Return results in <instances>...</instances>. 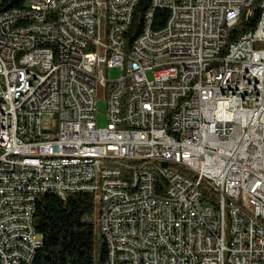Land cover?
<instances>
[{
    "label": "built area",
    "instance_id": "1",
    "mask_svg": "<svg viewBox=\"0 0 264 264\" xmlns=\"http://www.w3.org/2000/svg\"><path fill=\"white\" fill-rule=\"evenodd\" d=\"M138 3L23 0L24 15L0 11V264H33L44 245L26 186L66 198L76 184H97L104 264H193L197 253L200 264H264V0H152L129 44ZM153 6L174 11L164 36L148 28ZM22 24L43 31L16 35Z\"/></svg>",
    "mask_w": 264,
    "mask_h": 264
},
{
    "label": "trees",
    "instance_id": "2",
    "mask_svg": "<svg viewBox=\"0 0 264 264\" xmlns=\"http://www.w3.org/2000/svg\"><path fill=\"white\" fill-rule=\"evenodd\" d=\"M152 0H139L131 32L128 34L129 44L143 29L144 16L151 6ZM23 0H11L0 6V11L10 6H23ZM170 16L168 10L158 9L153 19V29L165 26ZM259 19V11L246 20H241L231 30L230 43L235 41L238 34L253 29ZM123 178H128L126 173ZM163 177L159 191L165 193ZM201 190L204 200L209 191ZM96 193H74L66 198L58 195L43 193L36 200L35 227L44 237V245L37 252L33 264H103L108 254V244L103 235L95 231L92 223L85 221V216H94L97 209ZM215 200L217 195L210 196Z\"/></svg>",
    "mask_w": 264,
    "mask_h": 264
},
{
    "label": "bare ground",
    "instance_id": "3",
    "mask_svg": "<svg viewBox=\"0 0 264 264\" xmlns=\"http://www.w3.org/2000/svg\"><path fill=\"white\" fill-rule=\"evenodd\" d=\"M158 9H161V6H153L152 12H149L148 28L150 29H153L154 14L155 11ZM166 10L170 12V16L164 27L159 29H153V33L155 36H164L167 34V30H170L171 28V21L174 18V11L173 9H166ZM26 12H27V5L24 4L21 7L16 6L17 15H24V13ZM44 25H52V18H44ZM34 31H43V24H22L16 26V35H26ZM108 38H116V29L108 30ZM58 99H65V92H58ZM140 163H147V156H140ZM126 173H128V170L118 169L119 178H123V176H125ZM163 177L167 180V182H170V173H163ZM103 178H112V171H103ZM101 181H102V173H86L85 183L101 182ZM80 192L97 193V184H76L73 187V190L70 191V195ZM26 193H29V195H33V203H36L38 196L43 193L57 194L65 198V191L59 189V187H46V189L42 190V193H37V186L29 185L26 186ZM0 196H7V189H0ZM34 231H37L35 224H34ZM15 241H22V234H15ZM200 262H205V253L193 254V264H200Z\"/></svg>",
    "mask_w": 264,
    "mask_h": 264
},
{
    "label": "rangeland",
    "instance_id": "4",
    "mask_svg": "<svg viewBox=\"0 0 264 264\" xmlns=\"http://www.w3.org/2000/svg\"><path fill=\"white\" fill-rule=\"evenodd\" d=\"M106 76L109 77V79L111 80H117L119 78H121L122 76V71L120 68H111V69H107L105 72ZM148 77L150 79L153 78V73L150 71L148 72ZM106 92H105V88L102 85H98L97 87V111H96V115H97V124L99 127H105L108 123V116L106 113ZM57 195V194H54ZM59 196V195H58ZM97 200V209L96 212L94 214V219L96 220V227H95V231L98 234V236L101 235V230L99 227V224H97V220L100 217V213H101V199L99 196L96 197Z\"/></svg>",
    "mask_w": 264,
    "mask_h": 264
},
{
    "label": "water",
    "instance_id": "5",
    "mask_svg": "<svg viewBox=\"0 0 264 264\" xmlns=\"http://www.w3.org/2000/svg\"><path fill=\"white\" fill-rule=\"evenodd\" d=\"M163 165H164V167H167L168 166V164L166 162Z\"/></svg>",
    "mask_w": 264,
    "mask_h": 264
}]
</instances>
